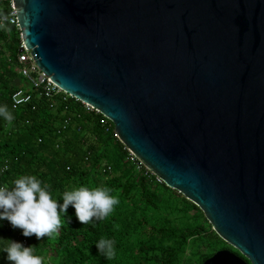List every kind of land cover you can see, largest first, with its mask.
I'll return each mask as SVG.
<instances>
[{
  "label": "water",
  "instance_id": "1",
  "mask_svg": "<svg viewBox=\"0 0 264 264\" xmlns=\"http://www.w3.org/2000/svg\"><path fill=\"white\" fill-rule=\"evenodd\" d=\"M14 3L37 67L245 258L203 264H264V0Z\"/></svg>",
  "mask_w": 264,
  "mask_h": 264
},
{
  "label": "trees",
  "instance_id": "2",
  "mask_svg": "<svg viewBox=\"0 0 264 264\" xmlns=\"http://www.w3.org/2000/svg\"><path fill=\"white\" fill-rule=\"evenodd\" d=\"M8 9V3H0V17ZM0 45V106L14 117L8 122L0 116V186L35 175L60 203L63 192L81 186L105 185L119 196L108 217L85 225L69 206L65 225L52 239L26 238L0 221V240L37 246L44 264H203L224 249L244 258L219 237L199 207L129 159L114 132L101 125V114L86 111L75 98L50 99L40 92L14 108L13 94L30 88L17 71L20 31L0 27ZM101 237L115 241L111 260L98 252ZM3 246L0 242V264H10Z\"/></svg>",
  "mask_w": 264,
  "mask_h": 264
},
{
  "label": "clouds",
  "instance_id": "3",
  "mask_svg": "<svg viewBox=\"0 0 264 264\" xmlns=\"http://www.w3.org/2000/svg\"><path fill=\"white\" fill-rule=\"evenodd\" d=\"M0 116L11 122L14 117L7 106H0ZM113 189L105 185L89 188L81 186L65 191L62 201L54 198L50 186L35 175H21L13 185L0 186V221L6 220L13 229L22 231L26 238L35 236L52 239L65 225L62 218L69 206L75 209L77 220L88 224L95 220H104L119 204V196L113 195ZM3 242V252L10 264H44V257L36 254L37 246L25 247L12 240ZM115 241L101 237L96 243L100 255L111 260L115 256Z\"/></svg>",
  "mask_w": 264,
  "mask_h": 264
},
{
  "label": "built area",
  "instance_id": "4",
  "mask_svg": "<svg viewBox=\"0 0 264 264\" xmlns=\"http://www.w3.org/2000/svg\"><path fill=\"white\" fill-rule=\"evenodd\" d=\"M7 2L9 4V10L6 15L0 17V27L5 29L8 25L15 26L19 29V22L17 18V10L14 4V0H0V3ZM22 36V34H21ZM21 48L23 51L18 56V63L19 66H17V71L25 78V80L29 83L30 88L28 90L19 89L17 90L13 96V107L18 108L20 106H23L25 104H28L31 102L33 98V93L40 92L41 95H45V97L50 99H55L57 96H63L64 100L67 99V95L65 92L61 90L55 83H53L34 63L32 60L29 52L27 51L26 46L24 43H21ZM1 50V45H0ZM8 61L12 63V59L8 58ZM66 95V96H65ZM84 106L85 110L91 113L100 114L99 110L95 109L93 106L81 102ZM100 123L102 126L105 127L106 131H113V125L112 123L106 118L102 117L100 120ZM116 136V134H115ZM130 156L129 159L138 167L142 168L144 165L142 162L131 152L129 151ZM147 173H151L149 170H147ZM156 176V175H155ZM157 181L163 182L161 178L156 176Z\"/></svg>",
  "mask_w": 264,
  "mask_h": 264
},
{
  "label": "bare ground",
  "instance_id": "5",
  "mask_svg": "<svg viewBox=\"0 0 264 264\" xmlns=\"http://www.w3.org/2000/svg\"><path fill=\"white\" fill-rule=\"evenodd\" d=\"M5 3H7V2H5ZM15 4V3H14ZM9 10V9H8ZM18 18V17H17ZM17 28V27H16ZM20 28V27H19ZM18 29V28H17ZM19 30V29H18ZM21 30V29H20ZM21 34H22V31L20 32V37H21V43H23V35L21 36ZM21 45H20V50H19V54L23 51V49H22V51H21ZM62 90V89H61ZM63 91V90H62ZM64 92V91H63ZM66 93V92H65ZM66 94H68V93H66ZM66 96V95H65ZM72 97V96H70L69 94L67 95V97ZM73 98V97H72ZM77 100V99H76ZM77 101H79V102H83V101H80V100H77ZM85 103V102H84ZM82 104V103H81ZM96 109V108H95ZM98 110V109H97ZM100 112V111H99ZM101 114V113H100ZM102 115V114H101ZM103 116V115H102ZM105 117V116H104ZM107 118V117H106ZM108 119V118H107ZM109 120V119H108ZM110 121V120H109ZM111 122V121H110ZM112 123V122H111ZM112 125H113V123H112ZM113 132H114V134H116L115 133V129H114V125H113ZM116 137L118 138V136H117V134H116ZM119 139V138H118ZM125 146V145H124ZM126 147V146H125ZM126 149L128 150V151H130L127 147H126ZM130 153V152H129ZM143 164V163H142ZM144 165V164H143ZM145 166V165H144ZM146 167V166H145ZM146 169L147 170H149L147 167H146ZM150 172H152L151 170H149ZM153 173V172H152ZM154 174V173H153Z\"/></svg>",
  "mask_w": 264,
  "mask_h": 264
}]
</instances>
